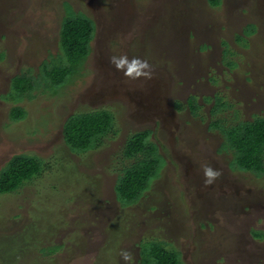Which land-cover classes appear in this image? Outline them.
I'll return each instance as SVG.
<instances>
[{
  "label": "rangeland",
  "instance_id": "1",
  "mask_svg": "<svg viewBox=\"0 0 264 264\" xmlns=\"http://www.w3.org/2000/svg\"><path fill=\"white\" fill-rule=\"evenodd\" d=\"M71 15L94 20L91 52L49 83L68 62ZM113 55L147 59L153 77H124ZM94 111L111 126L72 150L64 123ZM260 117L264 0H0V173L27 154L41 168L0 192V264H125L121 249L154 264L143 253L153 240L184 264H264V174L243 171L245 149L224 134ZM144 131L161 160L125 205L118 181L142 159L128 153ZM205 165L223 173L210 187Z\"/></svg>",
  "mask_w": 264,
  "mask_h": 264
},
{
  "label": "trees",
  "instance_id": "2",
  "mask_svg": "<svg viewBox=\"0 0 264 264\" xmlns=\"http://www.w3.org/2000/svg\"><path fill=\"white\" fill-rule=\"evenodd\" d=\"M221 1L209 0L212 6H219ZM94 32L95 22L92 18L73 15L67 17L62 24L60 40L62 48L68 56V62L49 70L47 82L59 84L68 81L67 79L73 75L75 69L89 56ZM16 80L19 81L18 85L26 84L29 81L27 78L20 79L19 77ZM14 115L17 117L18 113H14ZM111 122V114L107 111L76 113L67 118L64 123L65 140L72 150L87 151L89 147L96 144V138L109 129ZM241 124L245 127L235 126L229 131L226 130L224 134L231 139V143L235 147L237 145L239 148L238 142H240L241 148L245 149L236 154V159L241 163L243 171L249 170L264 174V157L261 159L262 153H264V117ZM149 135H152V131L139 132L133 137V142L130 143L131 152L128 154L140 152L142 159L135 166L126 168L124 175L119 178L117 191L122 204H131L139 198L143 189L146 188L151 172L158 168L156 162L161 160V156L158 157V146L150 140L151 136ZM244 140L249 142L244 145ZM34 156L21 155L1 171L0 192H10L17 188L21 181L33 179L29 178L33 173H39L40 163L33 158ZM144 251L148 257L152 258L151 261L154 264H184L179 250L166 248L163 243H158L156 240H153L151 246L145 248L143 253ZM145 264H149V261H146Z\"/></svg>",
  "mask_w": 264,
  "mask_h": 264
},
{
  "label": "clouds",
  "instance_id": "3",
  "mask_svg": "<svg viewBox=\"0 0 264 264\" xmlns=\"http://www.w3.org/2000/svg\"><path fill=\"white\" fill-rule=\"evenodd\" d=\"M109 62L116 71L122 72L123 76L128 79H151L154 74V69L149 61L140 57L134 56L130 59L127 55H113L110 57ZM222 174V169L220 168L209 165L203 166L204 186L210 187L215 185ZM119 255L125 264H135V256L132 252L121 249Z\"/></svg>",
  "mask_w": 264,
  "mask_h": 264
}]
</instances>
